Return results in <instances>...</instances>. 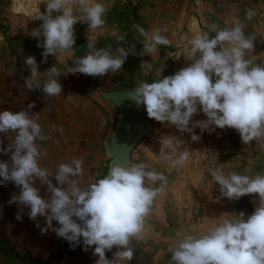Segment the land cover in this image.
Instances as JSON below:
<instances>
[{"label": "clouds", "instance_id": "obj_1", "mask_svg": "<svg viewBox=\"0 0 264 264\" xmlns=\"http://www.w3.org/2000/svg\"><path fill=\"white\" fill-rule=\"evenodd\" d=\"M77 5L86 14L90 28H102L105 24L108 9L103 3L47 0L45 11L33 18L42 23L31 32L38 39L37 47L43 49L42 63H47L49 55L56 56L75 45L74 25L81 22L74 14ZM255 15V9L248 8L245 19ZM134 28L144 37L139 52L135 45L122 46L126 34L118 37L121 46L115 52L111 48L97 49L89 42L87 55L74 60L67 67V74L104 77L122 71L129 55H151L158 51V46L171 44L162 34L167 28L146 31L139 24ZM254 44L255 36L245 35L239 19L234 20L232 27L216 29L214 36L198 32L181 52L185 60L191 61L188 66L151 83L141 81L127 93L126 99L137 109L143 106L149 119L174 126L181 135L190 134L192 142L201 139L194 132L196 128L209 134L217 128L234 129L245 145L264 140V64L247 58ZM24 63L31 73L24 79L28 90L39 89L49 97L63 94L62 73L56 66L43 74L47 79L41 88L42 74L35 56H27ZM34 106L28 104L17 112L0 111V134L9 140L7 147L0 140V153H11L9 161H0V184L6 186L11 182L20 189L8 202L19 208L16 220L22 221L27 208L30 220L44 218L43 227L39 222L35 225L42 235L51 231L68 242L72 250L78 246L84 252L91 249L95 264L130 262L135 254L132 241L144 239L146 219L168 183L167 176L144 160L112 163L103 178L92 177L85 187L77 179L83 175V161L79 158L59 164L52 173L40 163L46 152L38 141L50 136L44 135L39 114L32 113ZM201 112L207 118L194 120ZM10 133L14 135L9 136ZM156 142L161 158L170 167L187 163L191 152L184 147L186 141L161 134ZM210 174L219 185L221 197L228 200L257 194L254 211L251 215L240 212L224 219L201 235H183L172 249L168 264H264V173L226 174L222 167H217L210 169ZM37 180L40 186L47 185L44 196ZM53 221L58 226L54 227ZM180 235L178 232L177 236ZM107 252H112L111 259Z\"/></svg>", "mask_w": 264, "mask_h": 264}, {"label": "rangeland", "instance_id": "obj_2", "mask_svg": "<svg viewBox=\"0 0 264 264\" xmlns=\"http://www.w3.org/2000/svg\"><path fill=\"white\" fill-rule=\"evenodd\" d=\"M95 1L105 4L108 9L104 17L106 22L102 28H90L86 14L78 5L74 11L77 19L81 21L74 25L78 40H84L81 45L87 47V43L91 42L98 49L105 48L107 41L118 44V37L121 35L126 34L128 37L140 34L134 28L135 24H139L146 31L167 28L162 34L171 41L168 46H159L158 57L137 56L130 62L128 57L122 71L114 76H104L97 82L96 88L100 92L132 89L141 81L151 83L174 74L191 63L181 54L188 40L198 32H209L213 35L203 22H197L194 30L188 22H140L142 21L140 13L144 8L149 7V4H153L151 0ZM233 1L239 2L238 16L244 24L245 35L255 36L254 50L248 52L247 58L253 60V63L264 64V0H248L245 3L241 0ZM13 4L14 0H0V67L15 66L28 77L31 73L24 63V58L32 55L35 56L38 71L42 74L39 80L41 81V78L44 80L43 74L47 69L56 66L54 64L56 62L52 58L47 60L48 65L42 63L43 49L37 47L38 39L31 36L32 30L39 27L42 22H26L28 15L16 13ZM40 8L41 11H45L44 4H40ZM248 8L255 9L256 15L250 20H245ZM163 23L166 24L162 25ZM206 118L202 112L193 117L194 120ZM153 123L154 134L145 138L135 149L132 163L146 161L156 171L163 172L167 176L168 183L164 186L162 194L154 201L152 211L146 219L144 239L132 241V247L135 249L134 258L130 262L125 261L124 264H164L170 260L172 249L183 235H201L210 227L221 223L224 219H231L240 212L246 215L252 214L256 206L253 201H258V195H245L239 200L221 197L219 185L213 180L210 169L222 167L226 174L235 171L249 176L264 173V140L245 145L234 129L217 128L215 132L209 134L207 131L201 133L200 129L196 128L194 132L200 135L201 139L192 142L190 134L181 135L174 126L164 125L155 120ZM161 134L177 136L187 142L184 147L190 150L191 155L183 167L172 168L161 158L159 144L156 142ZM105 136L102 140L103 153L96 166V179L106 175ZM157 187L160 185L158 184ZM178 232L180 236H177ZM115 250L113 248V252ZM106 256L111 259L112 252H107Z\"/></svg>", "mask_w": 264, "mask_h": 264}, {"label": "crops", "instance_id": "obj_3", "mask_svg": "<svg viewBox=\"0 0 264 264\" xmlns=\"http://www.w3.org/2000/svg\"><path fill=\"white\" fill-rule=\"evenodd\" d=\"M21 1L24 9L16 13L28 15L26 22H42L33 18L39 12H43L40 4L46 6L47 0ZM151 1L153 4H149V7L144 8L140 13L142 20L140 22H188L191 29L197 22H203L215 35L216 29L232 27L234 20L241 18L237 9L239 2L235 3L233 0ZM247 1L241 0L242 3ZM83 42L84 40L79 41L77 37L72 49L48 57L55 59L54 64L62 73L60 83L63 86V94L58 96L49 97L39 89L28 90L24 84V79L27 77L24 72L15 66L0 67V111L17 112L34 103L35 106L31 111L33 114H39L38 122L42 126L43 133L50 136L49 139L38 141L46 152L41 159V166L55 173L59 164L79 158L83 161V175L77 179L86 187L92 177H97L96 166L103 153L102 140L104 135H107L114 116L107 106L101 105L94 98L95 94L100 93L96 86L102 77L67 74V67L72 66L74 60L87 55V47L81 45ZM143 42L144 37L141 34L130 35L126 37L122 46L129 48L135 45L139 52ZM128 43L130 44L127 45ZM120 46V43L107 41L105 48H111L115 52ZM158 54L159 46L157 52L140 58L158 57ZM136 57L129 55V62ZM117 73H109L106 76H114ZM46 79L45 75L44 80L41 78V88ZM12 135L14 134H9ZM0 140H3V146L7 147L8 138L0 134ZM10 155L11 153L8 155L0 153V161H9ZM53 183H56L54 179ZM36 185L40 186L38 180ZM46 188L47 185L40 186L42 196L46 194ZM19 191L20 189L11 182L6 186L0 184V264H95L96 258L92 255L91 249L87 253H84L82 246L72 250L68 242L58 238L51 231L42 235L35 225L39 222L43 227L44 218L38 217L37 221L30 220L27 208L24 209L22 221L16 220L19 208L16 204L8 202L13 193L19 194ZM53 226H58L55 221ZM22 251L24 253H21Z\"/></svg>", "mask_w": 264, "mask_h": 264}, {"label": "water", "instance_id": "obj_4", "mask_svg": "<svg viewBox=\"0 0 264 264\" xmlns=\"http://www.w3.org/2000/svg\"><path fill=\"white\" fill-rule=\"evenodd\" d=\"M131 90L133 88L94 95L97 102L107 106L114 116L105 138L106 174L112 163H132L135 149L155 132L153 119L147 117L143 106L137 109L127 101V93Z\"/></svg>", "mask_w": 264, "mask_h": 264}, {"label": "bare ground", "instance_id": "obj_5", "mask_svg": "<svg viewBox=\"0 0 264 264\" xmlns=\"http://www.w3.org/2000/svg\"><path fill=\"white\" fill-rule=\"evenodd\" d=\"M24 9V5L21 0H14L13 10L19 12Z\"/></svg>", "mask_w": 264, "mask_h": 264}, {"label": "built area", "instance_id": "obj_6", "mask_svg": "<svg viewBox=\"0 0 264 264\" xmlns=\"http://www.w3.org/2000/svg\"><path fill=\"white\" fill-rule=\"evenodd\" d=\"M164 264H168V262L167 263H164Z\"/></svg>", "mask_w": 264, "mask_h": 264}]
</instances>
